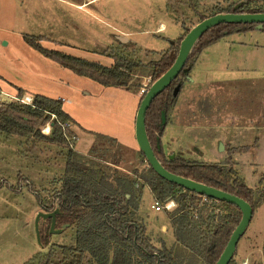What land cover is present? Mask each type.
Returning a JSON list of instances; mask_svg holds the SVG:
<instances>
[{"label": "rangeland", "instance_id": "rangeland-1", "mask_svg": "<svg viewBox=\"0 0 264 264\" xmlns=\"http://www.w3.org/2000/svg\"><path fill=\"white\" fill-rule=\"evenodd\" d=\"M249 1L17 0L15 14L9 0H0V91L14 95L15 85L30 96L61 100L74 120L71 130L76 139L71 148L109 181L135 179L142 190L139 210L147 225L139 210L136 219L145 226L151 245L160 248L163 239L168 244L174 241L173 231L167 212L150 208L155 201L142 178L148 165L133 134L150 78L135 76L127 89L105 88L43 57L22 36H41L45 49L108 67L118 52L145 65L158 60L203 17ZM187 75L165 122L161 138L165 154L203 164H224L230 157L239 178L256 190L264 178V30L231 33L205 47ZM44 128L40 132L48 135ZM64 167L65 149L0 135V264H24L50 244H73V228L55 224L59 232L50 233V220L42 219L38 242L36 218L45 212L29 183L50 201L60 188ZM216 207L215 213L220 211ZM232 261L264 264V204L255 209Z\"/></svg>", "mask_w": 264, "mask_h": 264}, {"label": "trees", "instance_id": "trees-1", "mask_svg": "<svg viewBox=\"0 0 264 264\" xmlns=\"http://www.w3.org/2000/svg\"><path fill=\"white\" fill-rule=\"evenodd\" d=\"M254 2L255 0H250L249 3H243L236 10L234 4L215 14L264 13V4L256 5ZM256 26L257 24H220L206 31L193 47L176 79L151 101L144 118L146 134L154 155L168 172L235 195L251 206L253 214L256 208L264 204V178L259 180L258 188L253 190L239 178L230 157L224 164H203L173 153L166 155L161 142L165 129V124H161V113L165 114L167 122L176 105L182 80L188 78L187 74L205 47L226 35L246 32ZM261 29L264 30V25ZM189 30L186 29L177 43L163 52L158 60L145 65L118 52L111 56L113 64L108 67L45 49L40 44L43 38L41 36L23 35L22 40L31 49L63 69L105 88L127 89L134 82L135 76H148L149 87L160 78L174 63L179 44ZM15 89L17 97L24 95L22 89ZM47 123L51 125L50 133L44 135L40 128ZM73 124V119L63 110V102L59 99L37 94L32 96V106L15 102L0 104V135L14 136L26 141L31 139L35 143H46L65 149V167L60 188L50 201L44 200L34 190V185L29 183L38 206L45 213L58 209L55 224L67 225L74 229L73 244H50L46 252H37L24 264L217 262L241 219V212L235 205L178 187L160 178L147 166L146 175L142 178L153 200L161 205L170 200L176 204L172 211L167 212L175 245L167 248L161 242L160 248H156L151 245L145 226L136 219L142 190L136 185L135 179L115 177L109 181L103 173L87 167L83 156L71 148V138H76L71 130ZM140 154L143 156L141 152ZM215 206L220 211L215 213V208L212 209ZM42 246L46 247V243L43 242ZM228 264H233L232 259Z\"/></svg>", "mask_w": 264, "mask_h": 264}, {"label": "water", "instance_id": "water-1", "mask_svg": "<svg viewBox=\"0 0 264 264\" xmlns=\"http://www.w3.org/2000/svg\"><path fill=\"white\" fill-rule=\"evenodd\" d=\"M241 3L234 7V10L240 7ZM220 24H257L256 28L261 29L264 25V13H220L210 16L193 26L183 37L179 44L177 56L172 66L152 85L143 96L138 106L135 123H134V137L139 151L143 154L148 166L163 180L175 184L190 192H194L197 195H203L205 197L214 199L216 201L227 202L235 205L241 212V219L234 231L232 232L229 241L227 242L223 252L215 264H228L233 255L236 252L237 244L243 234L245 233L250 221L253 217V210L251 206L244 200L238 198L235 195H231L212 187H208L204 184L183 178L181 176L174 175L168 172L157 160L154 152L149 143L146 129H145V113L151 104V101L157 97L163 90H165L174 79L182 71L193 47L201 36L209 29L218 26ZM5 44V43H3ZM165 114L161 113V124H165ZM172 157V156H171ZM56 214L58 209H55L50 213L40 212L36 218V236L40 243V235L38 231V221L50 220L49 231L50 233H57L59 231L54 230ZM67 226V225H65Z\"/></svg>", "mask_w": 264, "mask_h": 264}, {"label": "built area", "instance_id": "built-area-1", "mask_svg": "<svg viewBox=\"0 0 264 264\" xmlns=\"http://www.w3.org/2000/svg\"><path fill=\"white\" fill-rule=\"evenodd\" d=\"M146 92L147 91H144L143 94H145ZM11 102L19 103V104L26 105V106H32V96L23 95L21 97H17L16 95H9V94H4V93L0 92V104L11 103ZM50 128H51V125L49 123H47V124H45V128L42 131L44 133L46 132V134H47L48 132H50ZM75 139L76 138H71L72 141ZM175 207H176V204L172 200L167 201L163 205L158 204L156 202L151 205V209H153L157 212H160V211L170 212Z\"/></svg>", "mask_w": 264, "mask_h": 264}, {"label": "crops", "instance_id": "crops-1", "mask_svg": "<svg viewBox=\"0 0 264 264\" xmlns=\"http://www.w3.org/2000/svg\"><path fill=\"white\" fill-rule=\"evenodd\" d=\"M16 3H17V0H9V6L10 7H12V9L15 11V14L17 13V6H16ZM78 7H79V5H78ZM0 32H3L2 31V29H0ZM3 43H5V44H3V45H8L9 44V42L7 41V42H3ZM193 81V80H192ZM193 82H195V81H193ZM13 87H16L15 85H12ZM19 88V87H18ZM20 89H22V88H20ZM23 91H24V95H29L24 89H22ZM1 92V91H0ZM2 93H4V92H2ZM5 94H8V93H5ZM10 95V94H9ZM14 95H16V92H15V94ZM35 95H37V94H35ZM39 95V94H38ZM30 96V95H29ZM31 96H33V95H31ZM47 97V96H46ZM48 98H50V97H48ZM134 109V108H133ZM64 110V109H63ZM68 114V113H67ZM69 115V114H68ZM132 115H133V113H132ZM70 116V115H69ZM71 117V116H70ZM130 117H131V115H130ZM134 117V116H133ZM74 121V120H73ZM133 126H134V122H133ZM133 134H134V129H133ZM120 143V142H119ZM121 145H123V146H125V147H127V148H130V149H133L134 147H132L133 145H131V144H126V143H120ZM150 208H151V206H150ZM139 213H140V210H139ZM140 215H141V217L143 218V220H144V217L142 216V214L140 213ZM167 221H169L168 219H166ZM144 222H146L145 220H144ZM169 224H170V222H169ZM146 225H147V222H146ZM162 231H164V232H166L167 231V227L165 226V225H163L162 227ZM161 242H163L167 247H173L174 245H175V243H173V242H170L169 244H168V242H166L164 239H163V241H161Z\"/></svg>", "mask_w": 264, "mask_h": 264}]
</instances>
